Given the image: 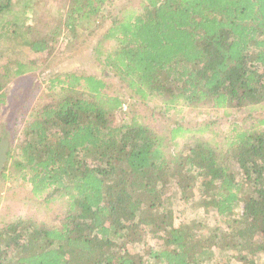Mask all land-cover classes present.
I'll return each instance as SVG.
<instances>
[{"label": "trees", "instance_id": "obj_1", "mask_svg": "<svg viewBox=\"0 0 264 264\" xmlns=\"http://www.w3.org/2000/svg\"><path fill=\"white\" fill-rule=\"evenodd\" d=\"M118 3L0 0L5 127L60 37L100 67L49 77L11 142L0 177L60 210L0 219V264H264V0ZM178 108L211 117L168 123Z\"/></svg>", "mask_w": 264, "mask_h": 264}, {"label": "rangeland", "instance_id": "obj_2", "mask_svg": "<svg viewBox=\"0 0 264 264\" xmlns=\"http://www.w3.org/2000/svg\"><path fill=\"white\" fill-rule=\"evenodd\" d=\"M44 0L42 8L51 7L53 11L57 10L61 4V0ZM141 0H119V5L137 6ZM52 3V4H51ZM117 5V7L119 6ZM56 9V10H55ZM60 41L55 49L49 53L42 55L40 58L39 67L33 72L24 74L15 79L8 90L9 101L7 107L3 110V117L5 122L0 119V125L5 127V132L0 139V148L3 144L6 145V152L13 141V144L18 143L20 137V130L24 127L26 120L31 115L32 107L40 100L42 92L48 88V79L53 74L61 70H84L89 73L100 72V67L92 57L87 44L70 51L66 49L65 42ZM110 81L116 90H119L116 78L111 77ZM126 106V103H125ZM153 105L140 106V109L145 114L152 112ZM206 108L191 109V108H178L167 113L166 119L168 123H173L175 120L182 121L186 124H195L197 121L208 120L211 114L207 112ZM212 113V112H211ZM220 117V116H219ZM214 116L213 119H219L217 123L220 128H224L220 118ZM25 119V120H24ZM170 126V124H169ZM2 133V134H3ZM46 203L36 201L35 197L30 193L29 187H25L21 183H17L9 178L3 180L0 177V219L14 220L18 217H32L37 219V223L50 225L51 217L57 211L51 209ZM48 207V208H47ZM186 220L190 219V214L186 213Z\"/></svg>", "mask_w": 264, "mask_h": 264}, {"label": "water", "instance_id": "obj_3", "mask_svg": "<svg viewBox=\"0 0 264 264\" xmlns=\"http://www.w3.org/2000/svg\"><path fill=\"white\" fill-rule=\"evenodd\" d=\"M6 145L3 144L0 148V172L3 170L5 162L7 160Z\"/></svg>", "mask_w": 264, "mask_h": 264}]
</instances>
